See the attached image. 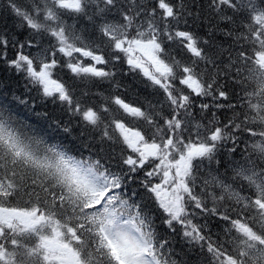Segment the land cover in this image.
<instances>
[{
  "label": "snow or ice",
  "instance_id": "obj_1",
  "mask_svg": "<svg viewBox=\"0 0 264 264\" xmlns=\"http://www.w3.org/2000/svg\"><path fill=\"white\" fill-rule=\"evenodd\" d=\"M262 5L264 0H247L246 3L245 0H210L208 6L218 13L226 6L233 10L234 16L247 12L255 22V26L248 25L249 36H238L236 41L248 39L254 48L258 42L260 50L253 56L242 48L231 64L247 67L255 60V65L248 68V79L254 81L255 87L245 90L241 98L246 101V105L241 106L254 114H246L245 121L240 123L229 120L223 128L217 126L205 132L197 125V142L189 139L185 143L183 134L189 131L192 95L229 99L228 93L220 90L223 86L214 88L216 77L220 75L217 64L220 53L211 51L214 45L209 40L201 42L195 33L180 30L182 23L187 24V17H198V11H192L184 0L178 4L173 0H156L153 6L138 0H27L24 5L18 0H7V9L20 18L21 26L27 25L33 31L24 40L0 31V63L18 74L23 73L30 83L41 87L44 96L52 97L53 103L59 101L72 116L81 118V136L87 141L84 147L88 149V156L73 155L61 145L47 143L0 101V264H40L41 257L48 264L52 261L59 264H189L187 260L174 258L176 254L169 251V241L157 233L152 214L134 199L135 191L127 192L128 185L141 170H145L141 186L155 195L165 214L163 224L172 232L176 230L175 224H180L183 237L194 249H199L197 260L205 257L208 264H264V167L258 168L250 157H245L243 164L234 162L233 179L247 181L248 187L254 189L252 196L240 195L230 184L216 177L212 181L205 180L202 190L196 191L197 175L204 162L220 163L216 155L222 141L231 139L234 146L230 151L234 152L237 131L261 137L260 142L252 145V150L264 161V127L257 132L249 126L256 121L264 125ZM199 7L197 5V9ZM68 9L71 13L63 11ZM158 10L162 28L151 22ZM65 15L86 19L93 26V34L98 33L96 39L85 42L77 32L75 19L69 24L63 18ZM142 16L149 18L145 31L140 30ZM224 18L233 21L232 16ZM225 34L232 35L231 32ZM45 36L50 38L47 45ZM164 38L168 41L180 38L198 60H177L167 50ZM10 49L15 50L11 57ZM26 49L35 51L26 54ZM136 50L146 55L153 65L155 73L145 70L144 75L153 87L163 89L164 103L171 110L167 114L149 113L120 96L112 97V102L131 116L145 118L155 129L151 143L139 131H131L114 117L105 122L102 113L111 116L108 107L85 106L82 101L89 95L87 84L77 95L73 84L65 86L51 78L53 70L60 65L56 58L58 53L73 60V53L91 58L92 64L87 67L72 60L66 62L76 75L112 80L116 75L115 63L121 60L119 53ZM126 62L130 71L142 67L131 56ZM200 62L212 66L211 82H205L203 72L197 71ZM110 64L113 67L108 70L97 67ZM237 75H240L239 67ZM177 78L191 90L190 94L174 87L172 81ZM116 86L120 87L118 82ZM209 107L206 103L200 105L202 111ZM215 107L225 105L215 104ZM148 108L156 109L157 105L149 101ZM154 116L159 117L158 122L154 121ZM213 123L219 122L210 121ZM116 131L122 141L115 135ZM96 133H99L98 138ZM121 143L135 155H125L123 147L117 155ZM175 154L179 155L178 159ZM114 159L117 160L115 168L111 163ZM157 160L159 163L150 167ZM154 176H160L161 182L153 184ZM213 182L234 198L239 207L224 211L208 208L205 197L211 195L214 202L218 199L207 192ZM22 193L40 207L4 206ZM230 212L237 218H232ZM197 216L227 221L230 227L225 229V235L233 231L239 235L221 240L211 231L207 219L202 224L194 222ZM30 238L38 239V243L28 247ZM72 241L76 242V247L72 246Z\"/></svg>",
  "mask_w": 264,
  "mask_h": 264
},
{
  "label": "trees",
  "instance_id": "obj_2",
  "mask_svg": "<svg viewBox=\"0 0 264 264\" xmlns=\"http://www.w3.org/2000/svg\"><path fill=\"white\" fill-rule=\"evenodd\" d=\"M18 2L24 5L27 0H18ZM140 3L148 4L153 6L156 0H138ZM174 3H180V0H173ZM184 3L188 5L192 11H198V17L193 19V17H187V24H181L180 30H187L195 33L199 40H209L214 47L211 49L212 52H219L220 55L217 58V64L220 65V75L216 77V85L223 86L220 90L228 93L229 99L219 98L213 100L212 96L198 97L194 94L192 99L194 103L191 107V116L188 118L190 120L189 131L184 132L185 143L191 139L192 142H197V125H200V131L205 132L209 128L221 127L229 122V120H234L236 123L245 121V115H253L254 112H249L246 106V101L241 98L245 95V90L251 91L255 87L254 81L248 79V68L255 65V60L252 61L247 67L237 65L240 68V75H237V67H232L231 64L235 62L238 52L243 48L249 54L255 55L256 51H259V44L253 47L252 43L248 39H241L236 41V37H248V25L252 24L255 26V22L248 17L247 12L237 13L233 15V10L223 7V12L218 13L214 9L210 8L208 5L210 0H184ZM199 5V9H197ZM264 6V5H262ZM65 12L71 13V10H63ZM232 16L233 21H229L224 17ZM69 24L75 22L77 24V32L85 42L89 40H95L96 35L93 34V26L86 20L81 19L78 16L73 17L70 15H65L63 17ZM151 22L158 26L163 27L161 23V16L159 14L156 17L151 18ZM139 23H141V31L147 29L149 18L142 16ZM22 25V21L19 17L15 16L7 9V0H0V31L5 32L9 36L15 35L21 40L27 38L30 30L27 25ZM226 32H231L232 35H226ZM134 35V33H130ZM49 37H44V43L47 45ZM55 43V41H52ZM99 43V41H97ZM164 43L167 45V50L170 52L171 56L175 57L181 62H189L192 60H198L194 57L188 50L184 47V43L180 41V38H174L173 41H168L164 38ZM203 46V45H201ZM206 47L207 50V46ZM35 49H26L25 53L34 52ZM15 50H9V56L14 55ZM121 60L115 63L114 70L116 72L115 77L112 80L101 79L98 77L88 76L85 78V74H80L79 76L72 73V71L66 66V62L72 60L73 63L79 62L81 66L87 67L92 64L91 58H85L79 53H73L75 59L64 56L63 54H57V59L60 61V65L57 69L52 72V79L57 83L73 84L76 86L77 95L80 93V89L88 85L89 95L84 97L82 103L87 107H93L100 109L104 106L108 107L111 113H102L105 122H108L111 118L122 121L126 128L131 131H139L144 135L145 140L148 142L152 141V134L155 129L147 123L144 117H134L130 114L120 109L118 105L112 102V97L120 96L125 102L139 106L142 110L154 113L156 111H162L167 114L171 109L167 106L166 96L163 89L159 86H152V82L144 75L142 68H136L134 70L129 69L127 64L128 56L133 59H138L139 62H146L138 50L131 53H119ZM231 57V60H230ZM97 67L105 68L108 70L112 68L113 65H97ZM207 68V71L203 70ZM197 71L203 72V80L205 82H211V75L213 69L211 65H205L204 62L197 64ZM119 83L120 87L116 84ZM175 88L180 89L184 94H190V89L185 85L179 83V78L172 81ZM175 94V93H174ZM54 95H58L54 93ZM218 95V93H214ZM18 98V99H17ZM0 101L7 105L12 114L20 121L29 125L32 130L39 136L43 137L44 140L49 144H57L63 146L66 150H69L73 155H83L88 156V149L84 147L87 141L81 136V130L83 128V123L79 116H72L67 110L66 105L62 106L59 101L53 103L52 97H46L43 95L42 89L38 85H33L30 83L23 73H16L14 69L7 68L6 65L0 63ZM151 101L154 105H157L156 109H149L148 102ZM157 102H160L159 104ZM209 104V109L202 111L200 108L201 104ZM215 104H223L225 107L216 108ZM235 105L234 108H230L227 105ZM215 113V116H213ZM154 121L158 122L159 117L154 116ZM210 121H218L219 123L210 124ZM247 123V122H246ZM249 126L253 127L257 132H259L261 125L259 121L251 123ZM65 128L68 131H65ZM210 134V133H209ZM97 138L99 133H96ZM115 135L120 138L122 137L118 131ZM235 135L238 140L235 144V151L232 152L230 149L233 148L234 144L231 139L227 141H222L219 151L216 155V159L220 161L217 165L216 163L208 164L207 161L204 162L197 175V186L196 191L200 192L203 188L205 180L212 181L213 177L223 180L225 183L230 184L232 189L238 191L240 195L248 197L252 196L254 189L249 188L247 181L242 178H235L234 169L236 164L234 162L245 163V157H250L252 160L256 161L257 167H264V161L258 159V153L252 150V145L254 143L260 142L261 137L259 135L253 136L249 132H239L237 131ZM157 142H160L157 138ZM120 147L126 149V145L123 143L117 147V155L119 154ZM131 153L130 150L125 151V155ZM175 158L178 159L179 155L175 154ZM115 168L117 160L114 159L112 162ZM158 163V161H155ZM147 170V169H146ZM144 171L141 170L136 173V179L134 182L130 183L127 187V192L131 194L133 191L137 193L134 199L145 206L146 211L150 212L154 218V223L156 226L157 233L163 236L169 241V251L174 252L175 259L187 260L189 264H208L205 257H200L197 260L198 247L194 249L193 245L190 244L186 238L183 237V229L180 224H175V232L170 231L163 224L165 219V214L161 208H159L158 202L154 194L149 193L141 186V181L145 179ZM161 177L154 176L152 178V183H160ZM207 192L209 194H214L218 199L214 202L211 195L205 197L207 207H216L218 211H224L225 209H232L234 207H239L236 204L234 198L230 197L227 192H223L221 188L216 186V184L210 183ZM220 197H223L220 199ZM4 206L16 207V208H31L40 207L36 204L34 200H30L28 196L23 193L21 196L9 200ZM46 211V210H45ZM199 212V210H196ZM191 212V208H189ZM39 214V213H38ZM232 218H237L234 213H229ZM251 215V214H250ZM205 219L209 221L211 231L216 235H219L221 240H231L233 236L239 235L238 233H233L231 235H225V229L230 227L229 222L219 219L218 217H207V216H197L196 221L198 223H204ZM215 239V236L213 237ZM34 243H38V239L30 238L28 247H32ZM72 246L76 247V242L72 241ZM11 250V247L10 249ZM57 262L52 261L51 264H56ZM40 264H48L40 260Z\"/></svg>",
  "mask_w": 264,
  "mask_h": 264
},
{
  "label": "rangeland",
  "instance_id": "obj_3",
  "mask_svg": "<svg viewBox=\"0 0 264 264\" xmlns=\"http://www.w3.org/2000/svg\"><path fill=\"white\" fill-rule=\"evenodd\" d=\"M246 2H247V0H245V3H246ZM257 2H258V0H257ZM139 52H140V51H139ZM140 53H141L142 57L144 58V60L146 61V62H143V63H144V66L142 65V63H140V64L142 65L143 70H144V71H145V70L150 71L151 68H154L153 65H152L151 62L148 60V58H147L146 55H144L142 52H140Z\"/></svg>",
  "mask_w": 264,
  "mask_h": 264
}]
</instances>
